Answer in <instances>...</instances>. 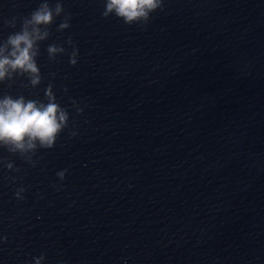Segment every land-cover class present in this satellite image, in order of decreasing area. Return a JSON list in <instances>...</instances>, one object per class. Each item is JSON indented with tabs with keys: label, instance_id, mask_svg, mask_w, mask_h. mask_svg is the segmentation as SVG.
Wrapping results in <instances>:
<instances>
[{
	"label": "water",
	"instance_id": "1",
	"mask_svg": "<svg viewBox=\"0 0 264 264\" xmlns=\"http://www.w3.org/2000/svg\"><path fill=\"white\" fill-rule=\"evenodd\" d=\"M42 2L0 0V42ZM60 2L40 84L0 82L45 103L51 84L69 112L52 148L0 146V264H264V0H164L134 24Z\"/></svg>",
	"mask_w": 264,
	"mask_h": 264
},
{
	"label": "clouds",
	"instance_id": "2",
	"mask_svg": "<svg viewBox=\"0 0 264 264\" xmlns=\"http://www.w3.org/2000/svg\"><path fill=\"white\" fill-rule=\"evenodd\" d=\"M164 0H104L103 16H115L125 24L147 23L156 10L162 9ZM64 13L63 4L57 0L50 5L48 0L35 8L29 16L23 19L19 31L10 33L0 42V82L13 77V74L24 75L32 86L40 84L42 74L37 62L39 55L38 42L49 36L47 26L51 25L57 17ZM15 27V18L7 21ZM70 26L69 16L66 14L58 29L64 30ZM72 44L71 39L68 40ZM50 59L58 54L65 53L66 49L59 44L48 46ZM79 58L78 49L73 46L69 54V62L76 65ZM54 75V74H53ZM67 91V89H65ZM47 103L38 99H29L24 95L0 96V146L8 147L13 151H29L37 146L52 148L60 132L67 126L69 112L57 102L56 95L49 84L45 89ZM76 102L73 101V104ZM82 109L77 108V112ZM72 135H76L75 132ZM11 168L12 165L7 166ZM67 169L57 172L63 180ZM24 188L16 190V197L22 199ZM0 236V241L6 240ZM45 256L41 254L33 257L32 264H43ZM63 264V262H61Z\"/></svg>",
	"mask_w": 264,
	"mask_h": 264
}]
</instances>
